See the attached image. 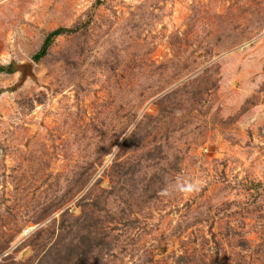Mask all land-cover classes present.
<instances>
[{"label":"rangeland","instance_id":"374dc122","mask_svg":"<svg viewBox=\"0 0 264 264\" xmlns=\"http://www.w3.org/2000/svg\"><path fill=\"white\" fill-rule=\"evenodd\" d=\"M0 69V264H264V0H0Z\"/></svg>","mask_w":264,"mask_h":264},{"label":"clouds","instance_id":"9594fccd","mask_svg":"<svg viewBox=\"0 0 264 264\" xmlns=\"http://www.w3.org/2000/svg\"><path fill=\"white\" fill-rule=\"evenodd\" d=\"M202 182L199 180L196 181H177V183L170 189L166 187L161 190L160 195L168 197L177 192L184 197H191L200 191L202 188Z\"/></svg>","mask_w":264,"mask_h":264},{"label":"trees","instance_id":"16d2710c","mask_svg":"<svg viewBox=\"0 0 264 264\" xmlns=\"http://www.w3.org/2000/svg\"><path fill=\"white\" fill-rule=\"evenodd\" d=\"M62 31L60 30V29H56V30H54V31H52V32H50L48 35H47V37L45 38V40H44V42H43V44H42V47H41V49H40V54L43 52V50L46 48V46H47V44L51 41V39L54 37V36H56V35H58V34H60ZM1 70V69H0Z\"/></svg>","mask_w":264,"mask_h":264}]
</instances>
